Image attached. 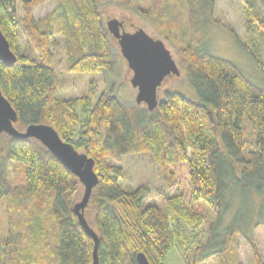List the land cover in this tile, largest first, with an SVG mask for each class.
Returning a JSON list of instances; mask_svg holds the SVG:
<instances>
[{"label": "trees", "instance_id": "1", "mask_svg": "<svg viewBox=\"0 0 264 264\" xmlns=\"http://www.w3.org/2000/svg\"><path fill=\"white\" fill-rule=\"evenodd\" d=\"M105 1L61 0L51 17L45 19L51 24L54 15L61 17L64 10L62 16L70 36H77L73 23L82 21L86 23L82 25L84 31L98 37V52L89 48L74 60L77 71L104 73L111 69L106 30L100 25L97 11ZM198 1L202 4L201 14L194 12L191 23L207 22L214 10L211 0ZM15 2L0 0V30L17 58L11 67L0 62V91L17 113L16 130L49 125L63 142L94 160L98 184L84 216H93L98 264H138V254H144L149 264H165L175 246L186 253L196 245L192 264L220 257L227 241L213 236L234 207L225 235H243L250 228L264 226L262 207L256 219L252 217L254 198L264 193L263 62L252 56L262 77L255 84L235 64L211 55L190 39L180 49V61L193 93L165 91L152 112L123 103L111 92L101 93L94 104L90 99L84 104L85 117L77 131L76 103L55 94L58 80L51 67L50 34L33 19L34 9L43 0L21 2L20 17ZM196 23L194 29L199 26ZM259 24L264 29V20L259 19ZM20 33L27 37L36 57L30 52L19 54ZM245 117L255 135L252 139L248 133L245 138ZM0 140L6 150L5 157L0 156V198L8 190V162H21L27 192L49 199L59 264H92L94 242L73 212L83 193L77 178L34 139L1 134ZM245 147H250L246 153ZM145 153L161 170L164 189L176 190L177 195L165 201L164 212L153 204L144 205L148 189L126 191L104 164L114 154L122 157ZM196 202L204 203L215 216L207 239L203 238L202 227L208 219L193 211ZM30 216L33 220L32 212ZM251 247L255 264H260L259 250L254 244ZM34 262L45 264L36 257Z\"/></svg>", "mask_w": 264, "mask_h": 264}, {"label": "rangeland", "instance_id": "2", "mask_svg": "<svg viewBox=\"0 0 264 264\" xmlns=\"http://www.w3.org/2000/svg\"><path fill=\"white\" fill-rule=\"evenodd\" d=\"M15 1L17 14L20 17V3L24 0ZM59 1L43 0V3L34 9L33 19L37 21L39 28H44L50 34L51 67L58 80L55 94L59 99L76 103L75 108L79 118L74 128L77 131L85 117L84 104L89 99L94 104L101 93L111 92L121 102L136 105L137 89L130 84L132 71L121 55L118 42L107 30L106 23L109 19L124 21V29L128 33L143 29L149 36L162 41L175 60L180 74L165 78L157 89L158 101L163 98L165 91L193 93L186 70L180 61V49L189 43L190 39L196 40L211 55L235 64L253 83L259 84L262 81L252 56L264 63V29L259 24V19L264 20V0H211L214 6L211 18L207 19V22L200 20L198 23L196 21L191 23L194 12L201 14L202 4L198 0L101 2L97 9L98 17L100 25L105 27V38L112 59L111 69L104 73L77 71L78 68L74 67L73 62L78 55H82L89 48L95 53L99 50L96 40L98 37L93 33L89 36L90 31H84L82 25L86 23L75 21L73 25L74 28L76 27L77 36H70L72 34H69V27L62 16L66 11L60 12L63 13L61 17L54 15L51 24L45 21L46 18L51 17L54 9H57L61 3ZM247 14L253 19L252 23L248 22ZM195 23L199 25L197 29L193 28ZM82 27L83 29H80ZM18 46L19 54L30 52L33 56H37L31 51L27 37L21 33L18 35ZM138 106L146 109L144 104ZM250 126L245 117V138L248 133V138L252 139L255 135L248 129ZM249 148L245 147L244 153ZM5 155V143L0 140V156L5 157ZM104 164L112 175H117L119 184L126 191H133L139 187L148 189L149 195L144 205L153 204L164 212L167 198L177 195L174 189L169 191L164 189L162 172L147 153L122 157L114 154L107 158ZM8 170V190L5 196L0 198V264H38L34 262L35 257L45 264H59L55 251L57 230L50 216L49 199L46 195L27 192L24 164L8 162ZM102 170L104 171L103 163L99 167L101 173ZM254 200L253 220L256 219L260 207L264 212V193ZM192 209L208 219L207 224L202 227L203 238L207 239L209 224L211 221L214 223L215 216L202 202L194 203ZM31 212L33 220H31ZM234 212L235 207L224 217L223 225L213 236L219 239L225 238L227 241L224 254L220 257L213 256L197 264H255L251 250L253 244L261 255L260 264H264V226L250 228L243 235L238 233L230 237L225 235ZM92 217L90 214L86 221L95 230ZM195 246L190 247L191 250L186 253L181 247L175 246L166 256L165 264H192Z\"/></svg>", "mask_w": 264, "mask_h": 264}, {"label": "water", "instance_id": "3", "mask_svg": "<svg viewBox=\"0 0 264 264\" xmlns=\"http://www.w3.org/2000/svg\"><path fill=\"white\" fill-rule=\"evenodd\" d=\"M124 21L109 19L106 23L108 32L118 42L120 52L132 71L130 84L137 89L136 105L144 104L152 112L158 106L157 89L165 78L180 74L175 60L164 43L149 36L143 29L128 33L123 29ZM17 58L0 30V62L11 67ZM17 113L0 91V135L10 138L34 139L43 146L62 166L69 171L83 187L82 197L73 206V212L79 225L94 242L93 262L98 264V235L87 223L84 210L89 202L93 188L98 184L94 172V160L78 152L74 147L63 142L58 133L49 125H30L24 131L15 129ZM138 264H149L144 254L137 255Z\"/></svg>", "mask_w": 264, "mask_h": 264}, {"label": "flooded vegetation", "instance_id": "4", "mask_svg": "<svg viewBox=\"0 0 264 264\" xmlns=\"http://www.w3.org/2000/svg\"><path fill=\"white\" fill-rule=\"evenodd\" d=\"M124 24H125V23H123V29H124V26H125ZM124 30H125V29H124Z\"/></svg>", "mask_w": 264, "mask_h": 264}]
</instances>
